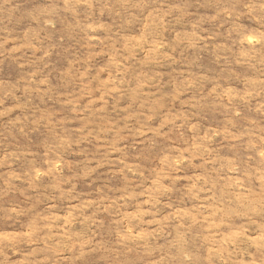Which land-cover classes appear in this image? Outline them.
Segmentation results:
<instances>
[{"label":"rangeland","instance_id":"rangeland-1","mask_svg":"<svg viewBox=\"0 0 264 264\" xmlns=\"http://www.w3.org/2000/svg\"><path fill=\"white\" fill-rule=\"evenodd\" d=\"M0 264H264V0H0Z\"/></svg>","mask_w":264,"mask_h":264}]
</instances>
